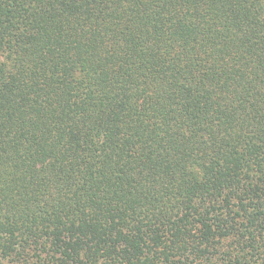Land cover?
I'll return each instance as SVG.
<instances>
[{
  "label": "trees",
  "instance_id": "1",
  "mask_svg": "<svg viewBox=\"0 0 264 264\" xmlns=\"http://www.w3.org/2000/svg\"><path fill=\"white\" fill-rule=\"evenodd\" d=\"M0 264H264V0H0Z\"/></svg>",
  "mask_w": 264,
  "mask_h": 264
}]
</instances>
